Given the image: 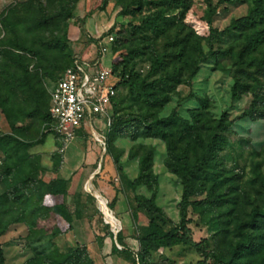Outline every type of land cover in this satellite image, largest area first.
I'll list each match as a JSON object with an SVG mask.
<instances>
[{
	"label": "rangeland",
	"instance_id": "374dc122",
	"mask_svg": "<svg viewBox=\"0 0 264 264\" xmlns=\"http://www.w3.org/2000/svg\"><path fill=\"white\" fill-rule=\"evenodd\" d=\"M133 1L0 0V49H11L22 55L26 66L25 70L18 64H8L0 54V101L8 106V116L0 108V137L12 133V122L25 127L23 139L34 143L29 151L41 157V169L37 170L36 177L45 183L58 176L54 168L59 164V157L55 154H63V147L65 159L71 158L73 152L74 157H82L85 146L91 144L96 146L98 155L94 172H75L70 180L69 193L50 197L48 206L51 211L47 217L38 220L34 231H29L24 224H15L0 237L7 264H26L39 253L66 254L78 244L88 246L96 264H138L135 253L140 248V236L148 229L149 215L145 210H137L136 226L131 211H136V197L149 198L152 190L146 185L132 187L131 182L138 175L139 158L146 150H153V172L158 177L156 204L161 209L159 219L168 231L180 225L184 184L167 166L166 142L159 137L144 135L143 125L138 121L130 122L114 143L112 151L120 156L121 169L87 132L72 143L65 144L53 133L40 140L45 132L43 123L48 111L49 88L59 71L55 66L65 64L74 56L89 60L96 58L100 42L108 45L103 59L105 66H113L114 54L117 61L129 58L131 63H137L142 77L148 74L156 55L171 52L174 42L187 34L200 40L208 56L200 62L195 76L185 75L187 83L180 84L170 93V100L163 107L137 100L136 94L128 87L118 90L116 97L119 104L115 109L117 116L130 120L132 117L164 118L176 112L181 120L193 124L190 111L198 110L212 123L224 113L234 121L225 132L227 139L223 149L211 165H205L206 171L201 172L198 184H202V192L192 197V200L204 199L207 189L215 188L224 205L220 209L190 207L189 238L197 243L206 240L207 251L227 260L230 249L242 238L237 224L247 220L254 207L263 205L264 115L256 118L244 116L245 110L251 106L253 89L262 87L264 93L262 54L246 52L241 30L233 29L224 37L218 35L234 20L248 15L255 0H213L215 8H209L204 0H188L190 8L185 12L183 7L176 5L162 2L154 5L153 2L161 0H143L141 6L126 11L123 6ZM62 8L71 10L69 18L60 16ZM155 11H163L167 17L169 25L165 34L139 29L145 16ZM5 19L14 25H8ZM211 28L217 30L216 35H211ZM109 36L114 37L113 43L109 42ZM18 45L32 51L19 49ZM225 49H231L230 56L212 55ZM237 81L245 86L240 99L234 96ZM261 110L264 112V103ZM93 125L97 132L108 137L107 124L100 116L93 118ZM200 156L201 150L192 145V161L198 162ZM7 164L5 148L0 141V195L5 191L1 178ZM67 171L65 168L61 174L66 175ZM88 182H91L92 190L104 195L108 206L117 196L113 212L121 222L119 230L125 234L126 245L134 252L132 257L111 253L113 243L119 249L122 246L117 244L116 230L103 214L98 198L88 190ZM59 203H65L76 218L71 231L64 232L67 224L53 210ZM58 229L63 233L56 236ZM164 257L175 264H223L214 258L206 261L196 248L183 244L154 252L152 260L156 264H165ZM254 264H264V252L258 255Z\"/></svg>",
	"mask_w": 264,
	"mask_h": 264
},
{
	"label": "trees",
	"instance_id": "16d2710c",
	"mask_svg": "<svg viewBox=\"0 0 264 264\" xmlns=\"http://www.w3.org/2000/svg\"><path fill=\"white\" fill-rule=\"evenodd\" d=\"M204 1L209 8H215L213 0ZM161 2L169 6L176 5L183 7L184 12L190 8L188 0H161L153 3L158 6ZM142 3L143 0H134L123 7L129 12V8L141 6ZM71 14V10L67 8H62L60 11V16L64 19L69 18ZM4 22L10 26L14 25L9 19H5ZM168 25L165 13L163 11H155L145 16L139 29L151 30L157 35H161L168 31ZM233 29L241 30V38L248 54L256 52L262 54L261 65L264 67V0H255L254 7L249 11L248 15L234 20L229 27L218 35L224 37ZM216 34L217 30L211 28V35ZM172 47L173 50L171 52L156 55L152 59L150 70L145 77H142L137 70L136 62L131 63V59L129 58L117 61L114 54L113 69L121 78L117 86L118 90L128 87L131 93L136 94L137 100H144L151 105L163 107L169 102L170 93L176 91L180 84L187 83L188 80L184 79L185 75L195 76L200 62L208 58L200 40L193 39L188 34L183 38H178ZM18 48L32 51L31 48L24 45H18ZM113 49L115 50L114 45ZM0 54L6 63L18 64L26 70L22 55L7 48H1ZM212 55L215 57H228L231 55V49L218 50L213 52ZM75 58L74 56L65 64L55 66L59 71L54 78V82L59 79L61 73L73 65ZM158 74H160L158 78L150 80L151 77ZM244 87L243 83L236 82L234 96L237 99H240L242 94L245 93ZM262 91V87L253 89L251 106L245 110V117L256 118L259 115H264V112L261 110V104L264 103V93ZM118 105L117 98H115L113 101L111 124L108 126V137L106 136V153L112 156L117 168L121 169L122 163L120 156L115 155L112 151L114 143L123 134L124 130L127 129L129 123L136 120L139 125H143L142 133L144 135L159 137L166 142L169 154L167 166L181 178L184 184V193L180 202V225L177 229L168 231L165 229L164 222H161L158 216L161 209L156 204L158 177L153 172V150H146L141 154L139 158V172L137 177L131 182V185L135 188L140 185H146L152 190V195L149 198L137 196L136 211H131L134 225H136L137 221V210H145L149 215L148 229L145 234L140 236V248L135 253L137 263L156 264L152 260L154 252L183 244L196 248L198 252H201L205 256L206 261L207 259L214 258L223 264H254V260L258 255L264 252V201L262 206L254 207L251 210L247 220L237 224L236 228L242 238L230 249L227 260L223 259L222 255L207 251L208 242L206 240L197 243L192 241L187 235L190 223V207L220 209L224 205L222 196L215 188L207 189V196L204 199L192 200V197L203 190L202 184L199 185L198 181L201 172L206 171L205 165H211L215 161L217 154L226 143L225 132L234 123L233 120L229 119V115L224 113L214 123L206 120L203 113L198 110L190 111L194 119L193 124L186 120H181L176 112L164 118L143 119L132 117L130 120L124 116H117L115 109ZM0 108L8 116V106L2 101H0ZM49 108L50 97L43 126L47 125L51 120ZM11 127L12 133L3 134L0 137L1 144L5 148L7 161L9 162L1 178L5 185V191L0 195V237L15 224H24L28 227L29 231H34L37 228L38 220L47 217L51 211L50 206H48L50 197L58 195L66 196L69 193V184L72 178V176L64 178L60 174L65 160L63 151V154H55L59 157V164L54 168V172L58 176L50 183H45L38 179L36 173L38 169H41V157L29 151L34 143L23 139L22 131L25 130L23 125L19 126L17 122H12ZM51 133L64 141L59 134L52 131H43L40 140L42 141L47 134ZM192 145L201 150L198 162H194L191 159ZM116 201L117 196L109 204L112 210H114ZM53 210L67 224L64 232L73 230L76 218L67 205L65 203L56 204ZM62 233L60 229L55 231L56 236ZM116 242L122 246V249H119L113 243V254H124L132 257L134 252L126 245L125 236L122 231L118 232ZM163 259L166 261L165 264H175L168 257H164ZM133 262L135 263L136 260L133 259ZM0 264H7L1 241ZM26 264H96V262L91 256L88 246L86 244H78L66 254L59 252L56 254L39 253L29 259Z\"/></svg>",
	"mask_w": 264,
	"mask_h": 264
},
{
	"label": "built area",
	"instance_id": "2783aa9c",
	"mask_svg": "<svg viewBox=\"0 0 264 264\" xmlns=\"http://www.w3.org/2000/svg\"><path fill=\"white\" fill-rule=\"evenodd\" d=\"M108 40L112 43L114 37L109 36ZM107 51L108 45L100 42L96 58L76 57L73 65L52 83L49 88L51 120L44 126L45 131L55 132L66 143H72L85 128L106 151L107 137L96 131L93 118L100 116L107 127L111 124L113 101L121 80L113 66L103 64Z\"/></svg>",
	"mask_w": 264,
	"mask_h": 264
},
{
	"label": "crops",
	"instance_id": "0c3cea01",
	"mask_svg": "<svg viewBox=\"0 0 264 264\" xmlns=\"http://www.w3.org/2000/svg\"><path fill=\"white\" fill-rule=\"evenodd\" d=\"M86 130L85 128H83L80 133L79 136L82 135V133H85ZM85 153L82 155V157H74L73 153H72V157L69 159H65L64 160V165L63 168L61 170V173L63 170L68 169V171L65 173L66 175H62L61 176L64 178H69L71 177L75 172L77 173H92L95 170L94 165L97 163V159H98V155L95 151L96 146L91 144L90 147L88 145L85 146ZM79 156V155H78ZM127 216V215H125ZM128 217H126L125 220H127ZM75 225V224H74ZM125 236V234H124ZM112 248H113V244H112ZM112 253V250H111Z\"/></svg>",
	"mask_w": 264,
	"mask_h": 264
},
{
	"label": "bare ground",
	"instance_id": "6f19581e",
	"mask_svg": "<svg viewBox=\"0 0 264 264\" xmlns=\"http://www.w3.org/2000/svg\"><path fill=\"white\" fill-rule=\"evenodd\" d=\"M87 188L89 191H91L94 194L95 197L98 198L99 200L98 202L100 204V208L103 214L105 215L106 219L111 222L113 228L117 231L121 226V222L117 218V216L114 214L113 210L108 206V203L106 202L104 195H102L99 191L92 190L91 182L87 183Z\"/></svg>",
	"mask_w": 264,
	"mask_h": 264
},
{
	"label": "water",
	"instance_id": "95a60500",
	"mask_svg": "<svg viewBox=\"0 0 264 264\" xmlns=\"http://www.w3.org/2000/svg\"><path fill=\"white\" fill-rule=\"evenodd\" d=\"M101 167V166H100ZM97 173V172H96ZM96 173H94V175L96 174ZM118 230L117 231H115V238H116V236H117V234H118Z\"/></svg>",
	"mask_w": 264,
	"mask_h": 264
}]
</instances>
